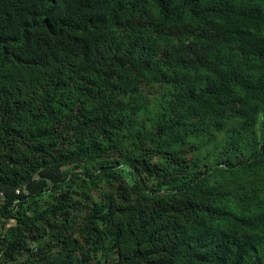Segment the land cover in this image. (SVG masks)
<instances>
[{"label":"trees","instance_id":"trees-1","mask_svg":"<svg viewBox=\"0 0 264 264\" xmlns=\"http://www.w3.org/2000/svg\"><path fill=\"white\" fill-rule=\"evenodd\" d=\"M0 193V264H264V0H0Z\"/></svg>","mask_w":264,"mask_h":264},{"label":"rangeland","instance_id":"rangeland-1","mask_svg":"<svg viewBox=\"0 0 264 264\" xmlns=\"http://www.w3.org/2000/svg\"><path fill=\"white\" fill-rule=\"evenodd\" d=\"M72 173L75 172H79L80 169H76V168H71ZM113 190V188L111 186L105 185V184H100L99 187L97 189H94L93 191H91V195L92 198L95 199L96 201H101L104 200V196L108 193H110ZM2 194L0 193V202H1V198H2ZM79 199H81L79 197ZM87 202L84 201L83 204L81 205V207H79V210L76 211V216L77 219L76 221L79 222V224L81 223V221L85 218V214H86V209H87Z\"/></svg>","mask_w":264,"mask_h":264}]
</instances>
